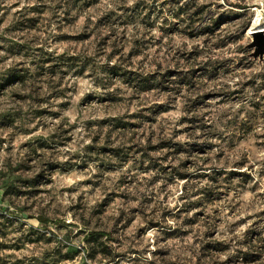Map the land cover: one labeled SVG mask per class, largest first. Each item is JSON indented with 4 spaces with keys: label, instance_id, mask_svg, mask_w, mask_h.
Wrapping results in <instances>:
<instances>
[{
    "label": "rangeland",
    "instance_id": "1",
    "mask_svg": "<svg viewBox=\"0 0 264 264\" xmlns=\"http://www.w3.org/2000/svg\"><path fill=\"white\" fill-rule=\"evenodd\" d=\"M257 16L0 0V264H264Z\"/></svg>",
    "mask_w": 264,
    "mask_h": 264
},
{
    "label": "water",
    "instance_id": "2",
    "mask_svg": "<svg viewBox=\"0 0 264 264\" xmlns=\"http://www.w3.org/2000/svg\"><path fill=\"white\" fill-rule=\"evenodd\" d=\"M248 48H253L254 51L251 53V56L260 60L264 56V31H254L252 42L248 45Z\"/></svg>",
    "mask_w": 264,
    "mask_h": 264
},
{
    "label": "bare ground",
    "instance_id": "3",
    "mask_svg": "<svg viewBox=\"0 0 264 264\" xmlns=\"http://www.w3.org/2000/svg\"><path fill=\"white\" fill-rule=\"evenodd\" d=\"M255 16H256V15H255ZM251 29H252L253 31H259V30L264 31V26H263V24L260 22L259 16H257V17L254 19V21H253V23H252V26H251ZM253 31H252V32H253Z\"/></svg>",
    "mask_w": 264,
    "mask_h": 264
}]
</instances>
